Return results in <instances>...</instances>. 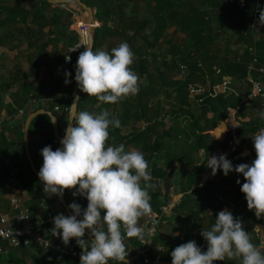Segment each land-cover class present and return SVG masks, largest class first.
Instances as JSON below:
<instances>
[{"label": "trees", "instance_id": "obj_1", "mask_svg": "<svg viewBox=\"0 0 264 264\" xmlns=\"http://www.w3.org/2000/svg\"><path fill=\"white\" fill-rule=\"evenodd\" d=\"M82 1L97 8L96 18L102 23L95 29L93 51L103 49L111 53V49L118 47L121 42H127L132 51L139 52L134 43L139 42L138 38L142 37L146 52L150 47L157 45L161 38L164 44L168 43L170 46V58L162 52L150 54L154 61L161 59L152 69L149 68L151 63L148 54L134 59L132 70L146 75V81L139 84L138 94L122 98L115 104L102 102L104 107L95 108V104L100 101L81 91L78 104V111L94 114L108 107L109 118L120 120L121 127H109L108 145L124 144L125 150L137 143L142 145L140 151L149 162V170L152 172L151 183L161 187V181H164L163 192H158L156 197L159 199V196L165 195L156 208L158 212L161 211V206L170 200L172 186H178L183 193L181 201L173 207L172 212L174 215L192 218L193 223L190 227L176 228L178 235H170L163 232L171 226V223L166 221L169 217L164 216L161 228L154 238L155 247L163 246L164 250L159 252L154 247L148 252L153 264H172L171 251L189 240H195L201 249L206 251L207 242L200 233L202 229L210 230L216 214L225 208L229 209L234 217L242 220V226L248 231L252 242L264 252V237H261L257 229L259 222L264 226V217L258 220L255 212L248 209L245 194L240 190L241 184L245 182L243 175L232 171L225 176L222 170H218L215 177L204 179V174L209 170L204 163H207L213 150L220 144L211 137L209 131L225 121L232 111L240 105L236 113L238 118L243 119L242 125L236 130L239 137L242 138L246 134L252 137L264 127V119L260 118V114L264 112L261 109V106H264V92L248 99L252 90L248 67L255 55L248 47L253 46L257 50V65L264 66V37L256 38L251 28L250 13L242 10L237 1L230 3L229 0H149V7H145V11L150 9L152 16L140 20L139 5L135 3L139 0ZM249 1V7L252 9L255 2ZM262 1L264 5V0ZM127 8L131 10L130 15L126 13ZM77 13L80 11H76L69 4H52L47 0H0V46L8 47V42L11 43L7 50L0 49V55L9 56L11 52L21 57L9 69V79L0 86V93H6L18 86L19 105L31 103L32 111L49 108L58 120L68 116L74 98L75 67L80 52L75 54L72 61L73 70L68 77L71 90L68 94L50 98L48 95L57 92L60 86L52 82L47 89L46 85L48 78H57L60 74L64 53L80 41V34L72 27L76 22L74 15ZM115 19L120 22L118 28L111 23ZM148 25L154 26L149 32L146 31ZM170 27H173V31L168 33ZM179 33L185 34L183 41H180ZM22 57L29 61L27 71L21 69ZM11 58L15 61L14 56ZM252 75L264 83V74L258 70H253ZM227 76L231 77L228 86L224 83ZM37 79H40V82L36 83ZM217 86L220 91L216 90ZM162 95L169 98L164 106L160 98ZM49 98L51 106L40 104L41 100ZM32 99L39 103L32 102ZM256 100L262 103L255 106ZM21 109L23 107L17 108V113ZM246 110L250 115L254 112L258 115L245 121ZM181 118L187 121L185 126L181 125ZM142 122H145V125L142 128L137 127L136 124ZM32 125L44 126L45 146L50 145L53 150L61 146L60 140L55 136L50 116L39 115L32 121ZM128 126L131 129H128ZM22 128L23 122L19 130L21 153L11 155L19 160L22 187L32 195L36 206H39L46 193L43 183L33 173L25 157ZM64 130L65 128L59 129L61 135H64ZM232 140L233 133L229 131L223 146H227ZM200 150H203V157L198 161L194 155ZM238 153L239 150H236L230 158L233 159ZM252 156L254 160V147ZM240 162L248 163L242 159L233 165ZM72 192H64L68 203L76 202L86 208L87 199L81 201L79 196L74 197ZM47 202L60 204L61 209L50 210L54 215L65 213L57 196L53 195ZM84 238L90 244V240L86 236ZM140 241L141 239L135 237H125L128 253H134ZM70 244L78 246L75 238ZM40 250L44 252L46 249ZM47 251L49 252L45 257L46 261L49 260L50 263L57 259L58 255L54 250ZM144 259V256H140L134 262L145 264ZM63 260L65 264H75L71 256H64ZM111 262L120 264L114 260ZM217 264H241V258L226 257Z\"/></svg>", "mask_w": 264, "mask_h": 264}, {"label": "clouds", "instance_id": "obj_2", "mask_svg": "<svg viewBox=\"0 0 264 264\" xmlns=\"http://www.w3.org/2000/svg\"><path fill=\"white\" fill-rule=\"evenodd\" d=\"M258 22L264 25V8L259 9ZM84 46L74 77L83 93L105 104L138 94L139 76L131 68L135 56L127 42H121L111 53ZM70 59L66 56V60ZM70 76L65 71V84L71 82L67 78ZM109 117L107 109L98 114L73 110L66 119L61 146L55 150L50 145L41 149L43 164L38 177L44 193L62 198L65 190H74V197H85L88 202L86 208L70 203L72 214H57L51 229L52 235L61 238L65 245L75 238L82 249L79 264H109L110 260L129 264L125 237L143 240L145 227L139 224L140 218L152 214L148 190L154 185L149 162L139 150L126 151L124 144H107L110 125L121 127L119 119ZM260 118L264 119V112ZM223 132L215 138H221ZM251 138L256 157L250 164L234 166L226 154L209 156L204 164L212 175L218 170L225 176L232 171L242 174L245 182L240 190L245 194L248 209L260 218L264 217V127ZM86 229L90 244L84 238ZM200 234L207 242L206 251L195 240H189L171 251L172 264H217L226 257L241 258V264H264V252L252 242L242 220L227 208L216 214L210 230L202 229Z\"/></svg>", "mask_w": 264, "mask_h": 264}, {"label": "crops", "instance_id": "obj_3", "mask_svg": "<svg viewBox=\"0 0 264 264\" xmlns=\"http://www.w3.org/2000/svg\"><path fill=\"white\" fill-rule=\"evenodd\" d=\"M148 2H150L149 0H139L136 1L135 3L137 5H139V19L143 20L146 18H150L152 16V14H150V9H148L147 11H145V7L148 8ZM76 2H74V5L69 4V6H71L72 8H74L76 11H80V13L75 14L74 18L75 21H78L79 18H83L84 13H87L86 17L83 19L84 21H87V18L89 17V13L85 10H83L79 5L76 6ZM154 1H153V5H154ZM133 5V3H132ZM138 8V6H136ZM131 10H129V8L126 9V13L127 15H130ZM137 12V11H136ZM135 12V14H136ZM95 20H97V18H95ZM76 23V22H75ZM74 23V24H75ZM114 27H119L120 26V22H118V19H115L114 22H111ZM102 24V23H101ZM154 26L148 25V29H146V31H150L151 29H153ZM46 30H49V28H46ZM145 31V32H146ZM173 31V27H170L169 32ZM178 37L181 39H183L185 37V34L183 33H179ZM261 37H264V30L261 31L260 33H256V38L260 39ZM143 38V37H142ZM142 38H138L139 42L134 43L135 47L137 49H139V52H134V59H138L141 55H149V61L151 64H149V68L152 69L154 66L156 65L157 62H161V59H158L157 61H154L152 56H150V54L152 53H159L162 52L163 54L167 55L168 58H170L171 54L169 53V48L170 46L168 45V43H163V38H161L158 42L157 45H154V47H150L147 52H146V46H144ZM16 42V41H15ZM10 41L8 42V47H4V46H0V49H6L11 47L10 45ZM247 46V45H244ZM245 48V47H243ZM15 57V61L12 60L11 56ZM65 55V53H64ZM20 55H14L13 53H9V56L7 54L0 55V86H3V84L5 82H7V80L9 79V75L2 72L3 68L5 67H13L16 62L20 59ZM64 62V57H63V61L60 64L62 67V70L60 72V74L58 75L57 78H48L47 79V85L46 88L48 89L51 85L52 82H55V85H59L60 87L58 88L57 92H55L52 95H48L50 96V98H52V96H63L65 94H68L71 90L70 85L65 84V71L70 72L71 70H73L72 68L66 67L63 64ZM20 63L22 66H24V70L26 71L29 65V61L25 58L22 57V59L20 60ZM135 72V71H134ZM137 73V72H136ZM156 74V72H155ZM137 75L139 76V84L140 83H144L146 81V75H140L139 73H137ZM68 78V77H67ZM69 79V78H68ZM224 83L226 86L229 85V83L231 82V77H225L224 79ZM33 81H35V78L33 79ZM40 82V79L36 80V83ZM216 90H221L218 86L216 87ZM74 91H75V84H74ZM18 94H19V90H18V86H15L13 88H11L9 91H7L6 93H0V122H2V128H0V153L1 152H5V153H17L18 155H20L21 153V146H22V142L19 138V130H20V125L23 122V128L22 131H24V122L27 118V116L33 112L31 109L33 108V105H31V103H25V104H21L19 105V100H18ZM259 96V95H257ZM49 99H45L44 103L45 105H49L51 102V100ZM161 100H162V105L164 106L166 101L169 100L168 97H166L165 95L160 96ZM249 99V98H248ZM263 99V98H262ZM264 100V99H263ZM262 102H260L259 100L255 101V106L260 105ZM263 105V104H262ZM51 106V105H49ZM98 106H103L102 102H98L95 104V108H98ZM23 107V114L16 117V115H18L17 113V108ZM104 107V106H103ZM240 108V105L237 107V109L235 111H232L230 113V115L228 116V118L225 121H222L215 129H213L212 131H209L211 137H213L215 140H217L220 144L213 150L212 155H222V154H226V158H229V160L235 164L236 161L238 160H246L248 163H251V161L253 160V156H252V147H253V140L251 138V135H243V137H239L238 134H236V130L239 129V127L242 125L241 124V119L240 117L238 118L236 113L237 110ZM47 110H50L49 108H45ZM104 109H108L104 108ZM103 109V110H104ZM111 109V108H110ZM262 111H264V106H261ZM248 110H246L247 112ZM245 112V113H246ZM254 112V111H253ZM258 114L256 112H254L253 115H250V112H247L246 115L244 116V120L245 121H249L251 118H255ZM68 118L63 116L62 120H58V129L60 128H66L67 124L66 123V119ZM145 122L142 123H137V127H143L145 124ZM180 123L182 126H185L187 124V121L184 118L180 119ZM234 125H239V126H234ZM46 126V125H45ZM227 129L226 131L223 132L224 129ZM128 129H131L130 126H128ZM229 131H232L233 133V140L230 141L227 146H223V144L226 143L225 139L227 136V133ZM45 132V128L42 125H32L30 127V148H31V153L32 156L35 160V163L38 167V169H40V167L43 164V157L41 155V149L45 146L44 145V134ZM221 132H223L221 134V138L216 139L215 136L219 135ZM24 133V132H23ZM60 133V132H59ZM56 136V134H55ZM24 144V143H23ZM142 145L137 143L135 146H133L130 149H136V150H141ZM130 149H126L130 150ZM239 150V153L237 156H235L233 159H231V155L236 151ZM201 151H198L195 153L194 158H197L198 161L202 160V155H201ZM8 153V154H9ZM13 156V155H11ZM241 163V162H240ZM210 169V168H209ZM211 170V169H210ZM211 174L210 176H207V178L204 175V179H210L212 177H215L217 175H212V170L210 171ZM151 176H152V172L150 170ZM143 181H141V184L143 185ZM161 184L163 188H161L160 186H155L153 188H150L148 191L150 193L151 196V207H152V215L156 214V212H158L156 210V208L159 206V203L161 201H163L165 195L163 196H159V199H157V195L158 192H163L164 189V181H161ZM74 191V190H71ZM166 193V191L164 192ZM162 194V193H160ZM183 196V193L179 190V187L174 185L171 187L170 190V200L168 201V203H170L169 206V211L167 212V216L169 217V219H166L167 222L171 223V226L167 229V231H163L164 233L170 234V235H176L178 233V231L176 230V228H181V227H190V225H192L193 223V219L189 218L187 216H181V215H174V213L172 212L173 207L178 204L181 201V198ZM17 198L19 200V202L23 205V206H27L31 209L32 213L35 216H41V217H47L50 213H53L52 211H56L61 209L60 204H58L57 202H55L54 204H49L48 199H50L51 197H49L46 194V197L42 200L41 204L39 206H36V202L34 201L32 195H29L27 192H20L15 188H12L8 181H7V173H6V167L4 165L3 160L0 157V210L1 212L7 214L9 216V218L11 219V221L16 222V214H17V203L12 201V198L14 199ZM81 201H84L85 197L79 196ZM161 198V199H160ZM167 203V204H168ZM52 210V211H50ZM66 214V213H63ZM149 218V216H144L140 218L139 224L142 226L144 224V222L147 221V219ZM261 222L258 223L257 225V229L260 232L261 237H264V226H262V224H260ZM41 248L38 247L35 244H32L31 247L28 248H11L10 252L8 254H2L0 255V264H47L49 263V260L46 261L45 257L48 255L47 250H45L44 252H41L40 250Z\"/></svg>", "mask_w": 264, "mask_h": 264}, {"label": "built area", "instance_id": "obj_4", "mask_svg": "<svg viewBox=\"0 0 264 264\" xmlns=\"http://www.w3.org/2000/svg\"><path fill=\"white\" fill-rule=\"evenodd\" d=\"M236 1L239 3V6L242 10L250 13L251 28L253 29L255 34L263 31L264 25H260L258 22L259 9L264 8L263 1L254 0L255 5L252 9H250L249 7V0H243V2H241V0H229L230 3H235ZM100 25L101 24L98 21H93L91 23V26H93L94 28H97ZM88 26L89 25L87 24V22L84 21L81 22L78 27L73 28L80 34V41L77 44L71 46L65 52L63 62L64 66L72 68V61L75 54L84 50L86 41H83L82 33L87 31ZM78 46L80 47L76 51H71ZM248 48L249 51L254 52L255 54L253 61L249 64L248 67V79L252 83V90L248 94V98L252 99L264 92L263 81L260 79H256L252 75V71L258 70L260 73L264 74V66L257 65L259 61L257 57V50L253 46ZM66 56L71 57L70 61L66 60ZM31 101L37 104L39 103V101L35 99H32ZM41 103L43 104L44 100H41ZM58 108L59 107H56V109ZM22 114L23 109L19 110L16 117ZM0 128H2V122H0ZM0 157L7 168V181L9 185L20 192H26V190L21 185V168L19 160L5 152H1ZM12 201L14 203H17L16 222L11 221L9 216L1 212L0 210V255L8 254L11 248L30 247L32 244H35L38 247L44 248L46 250H54L57 253V259L47 264H65V261L63 260L64 256H71L75 260V264H79L80 254L82 252L81 247L79 245H65L62 242L61 238L52 235L51 229L54 227L53 217H55L56 215L50 213L47 217L35 216L32 213L31 209L27 206H23L17 198H12ZM169 206L170 203L162 205L161 211L156 212V214L152 216H149L147 221L142 225L145 227L144 239L140 241L139 246L135 247L134 253H128V257H130L133 261L140 256H144L145 264H153L151 258L148 255V252L155 247L154 238L161 228V224L164 221V216L170 210ZM257 219L259 220V218ZM155 248L159 252L164 250L163 246ZM109 264H112L111 260L109 261Z\"/></svg>", "mask_w": 264, "mask_h": 264}, {"label": "water", "instance_id": "obj_5", "mask_svg": "<svg viewBox=\"0 0 264 264\" xmlns=\"http://www.w3.org/2000/svg\"><path fill=\"white\" fill-rule=\"evenodd\" d=\"M47 1L49 3H52V4H72V5H73L74 2H76L77 5H79L83 10H85V11H87L89 13V17L87 18V21H86L87 24L89 25L87 27V31H86V34H87V37H88V40H87L86 44L91 46L92 49H93L94 40H95L94 39V35H95V29L96 28L91 26V23L96 18L97 8L87 5L82 0H47ZM84 50H85V47H84ZM80 92H81V90L79 89L78 84L75 81L74 98H73V101H72V104H71V107H70V110H69V113H68V118H69L70 113L73 110L78 111V104H79V100H80ZM77 97H79V98H77ZM43 114H46V115L50 116L51 122L55 121L54 123L52 122V125L54 127V131H55L56 137L59 140H61L63 138V136H64V135H61L59 133L58 118L52 111L47 110L45 108H40V109H38L36 111L31 112L27 116V118H26V120L24 122V131H23L24 132L25 157L27 158V160L29 162V166H30L31 170L37 176L38 179H39V177H38L39 169H38V167H37V165L35 163V160H34V158L32 156L31 148H30V127H31L32 121L37 116L43 115ZM58 199H59L60 203L63 205L66 215H71L72 211L68 207L69 203L66 200V198L64 197V195H63L62 198L58 197ZM85 236L90 240V238H91L90 237V233H89V231L87 229L85 230ZM127 259L129 261V264H136L130 257L127 256Z\"/></svg>", "mask_w": 264, "mask_h": 264}, {"label": "rangeland", "instance_id": "obj_6", "mask_svg": "<svg viewBox=\"0 0 264 264\" xmlns=\"http://www.w3.org/2000/svg\"><path fill=\"white\" fill-rule=\"evenodd\" d=\"M73 5H74V3H73ZM76 6H77V4H76ZM85 17H86V13H84V15H83V19H84ZM81 22H84V20H82V18H79L78 21H76V24H74L73 28H74V27H78V26L80 25ZM82 39H83V41L85 40V41L87 42L88 37H87V36H83V34H82ZM180 41H183V39L181 38ZM81 52H82V51H81ZM21 66H22V65H21ZM28 67H29V65H28ZM10 68H12V67H6V68L3 69L2 72L8 74ZM21 69L24 70V66H22ZM27 70H28V68L26 69V71H27ZM24 71H25V70H24ZM40 104H42V103H40ZM210 171H211V170L209 169V170L204 174L206 178H207V176H210V174H211Z\"/></svg>", "mask_w": 264, "mask_h": 264}, {"label": "bare ground", "instance_id": "obj_7", "mask_svg": "<svg viewBox=\"0 0 264 264\" xmlns=\"http://www.w3.org/2000/svg\"><path fill=\"white\" fill-rule=\"evenodd\" d=\"M86 15H87V13H86ZM82 20H83V18H82ZM97 20H94V22H96ZM83 34V36H87V34H86V32H84V33H82Z\"/></svg>", "mask_w": 264, "mask_h": 264}]
</instances>
